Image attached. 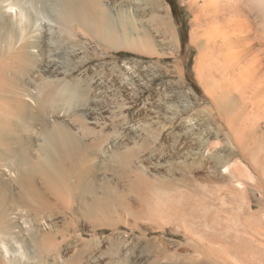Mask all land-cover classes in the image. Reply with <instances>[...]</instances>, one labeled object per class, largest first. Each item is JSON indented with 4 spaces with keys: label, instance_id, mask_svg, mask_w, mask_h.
Returning <instances> with one entry per match:
<instances>
[{
    "label": "bare ground",
    "instance_id": "6f19581e",
    "mask_svg": "<svg viewBox=\"0 0 264 264\" xmlns=\"http://www.w3.org/2000/svg\"><path fill=\"white\" fill-rule=\"evenodd\" d=\"M186 5L196 79L212 105L204 117L217 127L193 136L183 120L191 160L170 164L140 156L148 133L137 120L103 130L121 118L107 104L118 93L109 74L71 77L92 42L169 49L153 25L174 32L166 3L0 0V264H264V0ZM150 66L122 61L120 92L145 88ZM163 99L144 104V117L167 110ZM115 205L159 234L141 260L117 256L116 245L107 256L73 228L98 215L110 223Z\"/></svg>",
    "mask_w": 264,
    "mask_h": 264
},
{
    "label": "rangeland",
    "instance_id": "374dc122",
    "mask_svg": "<svg viewBox=\"0 0 264 264\" xmlns=\"http://www.w3.org/2000/svg\"><path fill=\"white\" fill-rule=\"evenodd\" d=\"M183 1L184 0H162V2L166 3L169 7L174 27L173 33L166 31L163 27H159L156 22H153V25L157 30H162L163 38L166 45L168 44L167 47H170L169 49L160 50L158 54L147 55L127 50H105L102 46L98 45V43L92 42L90 44L92 49L83 52L78 56V59L75 58L74 61L72 60L74 63H71L75 66L78 65V69L71 77H78L82 70H88L89 72L90 69L91 72V69L93 68L104 74L110 75L111 81L114 84L112 88L117 87L118 93H116L114 97L110 96L107 100V104L112 107L113 113L115 115H120L121 118L117 119L113 124L104 126L103 130L109 131L130 119H133L132 123L138 122V124H144L148 135L146 134L140 139V143L136 148L140 146V156H151L147 160L148 163L160 160L172 164L183 160H191L188 155H183L186 151L188 153V150H186L187 147H183L184 145L180 139V137L184 135L183 120H186L187 118L192 119L193 125L189 127V129H191L189 133L193 136L201 135L205 130H208L209 128L216 129L217 127V121L214 118L211 119L209 116H206L207 119H205L204 117L205 114H207L205 110H211L212 105H210V98L204 94L202 87L196 79L194 64L198 52L197 49L190 44L193 16L186 5L187 0H185V2ZM155 13L160 16L162 15L158 8L155 9ZM174 44L177 45L176 49ZM122 61H137L138 63L141 61L145 66L146 63L153 65V67L150 66L146 68V70H143L145 67L142 69L143 72L145 71V73L152 75V77L148 79L147 86L143 89L140 88L136 90V93L133 96L129 93H124L123 91L120 92V75L118 74L116 77L115 74L118 72L113 73L114 71H117L116 69L119 68ZM110 72L114 75H111ZM129 87L130 86H128V88ZM190 92L196 96L191 97ZM158 98L167 99V104L165 106L168 109L165 111L168 113L165 111L164 113V109H160V111L159 108L157 109L152 105V109L154 111L159 110V114L155 113L156 116H158L154 120H149L147 116L144 117L142 114L141 107L144 104L157 100ZM202 111H204V113H200ZM155 114L153 116H155ZM199 117L202 119L204 118V122H199ZM77 120H80L79 117ZM219 139H221V137ZM200 160V158L197 159V161ZM111 172L113 174V171H110V175L112 176ZM116 173L119 174L120 172ZM116 173H114V175ZM116 182V180H112L109 181L108 184L113 187L116 186ZM122 206H113L114 209L112 208L113 210H111L113 213L110 210H108L110 212L107 211V215L110 216V218H108L111 219L109 221L110 223H108V221H102V217H100L102 215H98L95 217L94 221L92 219L88 221L86 218H81L80 220L74 219L73 228L75 225V230L83 236L85 241L89 240L87 243H90V245L93 246L94 244L97 246L98 244L102 246L100 248L107 256L108 254H111L113 247L116 245L118 246V251L116 250V252H118L116 253V255L118 254L117 256L126 260H132V258L140 256L141 260V256L144 253L143 247L145 242L152 243L155 237H159V234L150 231L147 232L145 230L146 227L140 225V222L133 221L135 219L126 212V209L125 214L123 210L125 206L124 208H122ZM103 216V218L106 219L105 214ZM96 218H98V221ZM125 241L130 243L127 248L129 251L127 249L123 251L122 245Z\"/></svg>",
    "mask_w": 264,
    "mask_h": 264
}]
</instances>
